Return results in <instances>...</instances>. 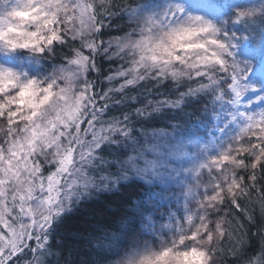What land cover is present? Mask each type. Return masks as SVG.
<instances>
[{
  "label": "clouds",
  "instance_id": "9594fccd",
  "mask_svg": "<svg viewBox=\"0 0 264 264\" xmlns=\"http://www.w3.org/2000/svg\"><path fill=\"white\" fill-rule=\"evenodd\" d=\"M0 264H264V0H0Z\"/></svg>",
  "mask_w": 264,
  "mask_h": 264
},
{
  "label": "trees",
  "instance_id": "16d2710c",
  "mask_svg": "<svg viewBox=\"0 0 264 264\" xmlns=\"http://www.w3.org/2000/svg\"><path fill=\"white\" fill-rule=\"evenodd\" d=\"M190 6H195L194 4H190ZM210 9H213L211 5H208ZM198 8V7H197ZM214 10V9H213ZM136 101H132V105L136 106ZM202 105H192L190 106L186 113H185V119H188L193 116V114L200 110ZM172 120H154L151 123H149L148 127H155V128H161L168 126L173 120L175 119V114L171 113ZM102 153L107 152L106 146H102L101 150ZM122 187H123V195L120 197H115L112 195H109L108 193H102L99 195L98 198H94L91 202H89L85 209L80 210L77 212V214L74 217L69 218L66 221L67 226H74V225H84L88 221V212L89 211H104L106 209V206L111 203L112 201L118 199L120 203L126 204L130 201L128 200V197H134L137 199V202H143L148 199H152L158 195V192L160 190L159 185H148L142 180L139 179H130L127 181H121Z\"/></svg>",
  "mask_w": 264,
  "mask_h": 264
},
{
  "label": "rangeland",
  "instance_id": "374dc122",
  "mask_svg": "<svg viewBox=\"0 0 264 264\" xmlns=\"http://www.w3.org/2000/svg\"><path fill=\"white\" fill-rule=\"evenodd\" d=\"M194 5L195 6H193V7H195L197 10H203V11L208 12L209 14H211V12L213 11V9H210L208 6L201 7L200 5H196V4H194ZM249 75H251V73H249Z\"/></svg>",
  "mask_w": 264,
  "mask_h": 264
}]
</instances>
